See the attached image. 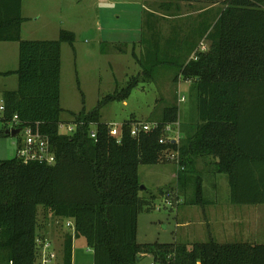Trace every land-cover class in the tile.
<instances>
[{
	"label": "trees",
	"instance_id": "16d2710c",
	"mask_svg": "<svg viewBox=\"0 0 264 264\" xmlns=\"http://www.w3.org/2000/svg\"><path fill=\"white\" fill-rule=\"evenodd\" d=\"M21 1L0 0V42L18 44L17 69L0 73L18 80L16 90L3 93L0 135L12 129L13 121L14 129L38 126L49 141L54 163L24 162L17 156L0 161V264H35L38 207L72 221L60 264H72L73 237L85 239L93 264H139L146 256L156 264H264V243L209 239L187 246L136 241L138 216L155 199L146 188L140 189L139 166L169 164L175 153L183 165L177 183L189 182L196 158L209 157L213 172L227 176L232 204H264V0H163L168 6L173 2L222 6L208 11L194 34L180 41L191 45L177 67L192 85L197 122L186 139L163 144L159 143L163 128L178 121L176 106L147 122H156L157 128L134 136L131 127L138 121L118 124L120 134L113 136L101 109L125 100L140 76H149L159 55L170 57L182 47L173 43L157 47L156 40L146 63L133 53L143 71L125 89L104 97L93 111L68 112L76 127L71 134L61 133V45H72L75 36L60 30L55 40H22ZM202 38L209 43L206 51L197 48ZM116 51L125 53L121 48ZM194 196L191 204L201 202L199 181Z\"/></svg>",
	"mask_w": 264,
	"mask_h": 264
},
{
	"label": "rangeland",
	"instance_id": "374dc122",
	"mask_svg": "<svg viewBox=\"0 0 264 264\" xmlns=\"http://www.w3.org/2000/svg\"><path fill=\"white\" fill-rule=\"evenodd\" d=\"M168 4L163 0H23L22 40L57 39L60 30L72 32L75 36L72 45H61L63 124L70 123L68 112H91L104 97L125 89L132 78L143 71L133 53L146 63L147 51L155 48L157 40V47L173 43L182 48H177L167 58L159 55L149 76H140L138 85L125 100L108 103L101 109L102 121L111 125L129 119L151 122L158 120L165 108L176 106L177 129L180 126L185 128L182 136L179 130V141L192 133L197 122L195 95L191 83L182 79L177 67L183 61L185 49L191 45L180 41L194 34L208 11L216 12L222 6L185 2ZM153 30L155 37L151 36ZM201 44L206 51L209 43L205 38L199 41V50ZM116 48L125 53L117 52ZM17 67L18 44L0 42V72L14 71ZM17 83L16 75L0 76V107L3 92L16 90ZM2 117L0 110V133L4 125ZM60 132L64 133L65 128ZM173 137L178 138V135ZM18 141H24L23 133L15 138L0 135V161L16 156ZM176 156L169 164L139 166L140 184L148 193H153L155 199L150 208L138 216L137 243L190 246L209 239L218 243L243 242L239 236L229 234L217 216V212H227L229 206L242 207L230 202L227 176L213 172L211 158L198 157L189 172V182L176 184L174 175L183 169L178 153ZM197 181L202 184L204 196L210 204H190L195 197ZM141 196L148 198L149 194L142 193ZM46 212L38 207L39 232L46 233L57 253L55 264H60L64 235L73 230L66 227L67 220L62 222L64 227L55 225L52 219L46 218ZM149 262L146 256L139 264ZM72 264H93L92 250L82 237L72 238Z\"/></svg>",
	"mask_w": 264,
	"mask_h": 264
},
{
	"label": "built area",
	"instance_id": "2783aa9c",
	"mask_svg": "<svg viewBox=\"0 0 264 264\" xmlns=\"http://www.w3.org/2000/svg\"><path fill=\"white\" fill-rule=\"evenodd\" d=\"M200 51H205V46L201 44ZM2 106L0 107V110ZM15 119V118H14ZM15 121L11 124V128L15 127ZM120 125L109 124V131L113 136H118L120 134ZM174 126L175 129H174ZM76 125L73 123L60 124V129L65 128V134H71ZM158 127L156 122H136L132 124L131 135H137L140 131H150ZM178 124H169L163 128V137L159 140L160 144L172 141L177 143L179 141V130L177 129ZM20 133L24 134V141H20L17 146L16 156L23 160L24 162H39L44 164L54 163V155L52 153L49 141L46 137L42 136L39 132L38 126L26 127L21 129ZM19 133V134H20ZM174 134L178 135V138L173 137ZM90 137L95 138L96 133L94 130L90 132ZM177 153L171 155V159L177 158ZM66 227L73 230V224L71 221H67ZM36 243L38 245V250L36 252V262L35 264H55L57 259V253L54 248H52L51 241L47 238L38 236ZM149 264H156L154 261H150ZM200 264V263H197Z\"/></svg>",
	"mask_w": 264,
	"mask_h": 264
},
{
	"label": "crops",
	"instance_id": "0c3cea01",
	"mask_svg": "<svg viewBox=\"0 0 264 264\" xmlns=\"http://www.w3.org/2000/svg\"><path fill=\"white\" fill-rule=\"evenodd\" d=\"M21 14L23 18V22H22L23 24L25 20L23 0L21 1ZM0 73H5V72H0ZM180 128H184V127L180 126ZM180 132L182 136L183 131ZM174 176L177 184V178H178L177 172ZM229 198H230V188H229ZM207 204H210V201L205 198L202 187V200L201 202L199 201L195 205H207ZM240 206L242 207L229 206V210L227 212H222V213L217 212V216L219 217V220L224 225V227H227L229 234H232L233 236H239L240 238H242L243 242L244 241L246 242V240H250V242L264 243V241H262L264 240V204H240ZM46 215H47L46 218L52 219L55 222V225L61 224V226H63L62 224V222L64 221L63 219L52 217L48 212H46ZM37 224H38L37 236L47 238L45 232L43 231H41L42 233L39 232L41 228L39 227V222ZM147 258L150 259V257Z\"/></svg>",
	"mask_w": 264,
	"mask_h": 264
},
{
	"label": "water",
	"instance_id": "95a60500",
	"mask_svg": "<svg viewBox=\"0 0 264 264\" xmlns=\"http://www.w3.org/2000/svg\"><path fill=\"white\" fill-rule=\"evenodd\" d=\"M20 131H21V129L20 128H16V129H14V128H12V129H5L4 130V135L5 136H7V137H16V136H18L19 135V133H20ZM140 189L141 190H144L145 189V187L144 186H140Z\"/></svg>",
	"mask_w": 264,
	"mask_h": 264
}]
</instances>
